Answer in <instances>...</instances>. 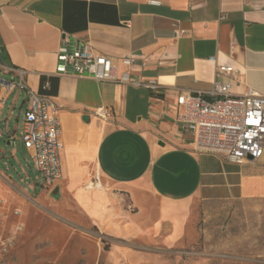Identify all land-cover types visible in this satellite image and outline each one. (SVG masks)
Returning a JSON list of instances; mask_svg holds the SVG:
<instances>
[{"label":"crops","instance_id":"0c3cea01","mask_svg":"<svg viewBox=\"0 0 264 264\" xmlns=\"http://www.w3.org/2000/svg\"><path fill=\"white\" fill-rule=\"evenodd\" d=\"M175 31L185 34L175 38ZM70 39L112 58L119 71L131 57L130 75L156 88L56 75ZM219 65L237 74L219 78ZM3 68L13 78L23 71L29 91L60 107L66 189L78 191L77 204L100 236L125 243L111 244L105 264H121L116 254L134 258L135 241L181 242L198 206L241 201L264 222V150L242 165L197 154L176 121L177 96L215 81L229 82L232 94L264 96V0H0ZM13 92L12 107L20 92L26 97ZM13 92L0 89V99ZM3 136L15 142L9 123Z\"/></svg>","mask_w":264,"mask_h":264},{"label":"rangeland","instance_id":"374dc122","mask_svg":"<svg viewBox=\"0 0 264 264\" xmlns=\"http://www.w3.org/2000/svg\"><path fill=\"white\" fill-rule=\"evenodd\" d=\"M0 77L10 80L2 71ZM14 93L0 116V130L4 131L8 118L9 135L15 138L14 148L6 144L5 136L0 138V242L6 243L5 249L0 244V264H105L111 244L125 243L100 236L77 204L78 195L73 193L78 191L66 189L63 178L45 185L26 158L27 151L17 129L22 123V101L26 97L20 92L12 107ZM56 188L59 190L53 196ZM88 195L91 196L84 193L83 197ZM197 212L194 228L181 242L168 247L147 240L135 241L129 248L139 253L132 259L116 254V261L119 259L121 264H264V222L260 223L251 209L247 212L241 201L198 206Z\"/></svg>","mask_w":264,"mask_h":264},{"label":"built area","instance_id":"2783aa9c","mask_svg":"<svg viewBox=\"0 0 264 264\" xmlns=\"http://www.w3.org/2000/svg\"><path fill=\"white\" fill-rule=\"evenodd\" d=\"M155 3V2H153ZM184 31H175L174 37L184 35ZM211 60H213L211 58ZM133 64L131 57L120 60L121 71L115 61L107 56L96 54L86 48L69 47L65 43L59 50V64L56 75H74L91 78L98 82H115L133 87L155 89L151 83H145L130 75ZM219 78H234L237 71L227 65L216 68ZM11 70L3 68V75ZM20 71L17 80L0 77V89L5 95L13 91H26L20 140L27 151L32 166L41 175L45 185H52L62 179L61 119L60 107L54 100L42 94L31 92L23 80ZM45 89L49 88L46 83ZM5 98L0 99V112ZM176 106L178 127L190 134L197 154H220L233 164L242 165L247 161H257L264 150V96L248 89L244 94L230 92L229 82L215 81L208 90L180 93ZM8 130L5 120L4 131ZM11 140H9L10 143ZM17 215V212H15ZM3 249L6 243L0 242Z\"/></svg>","mask_w":264,"mask_h":264},{"label":"water","instance_id":"95a60500","mask_svg":"<svg viewBox=\"0 0 264 264\" xmlns=\"http://www.w3.org/2000/svg\"><path fill=\"white\" fill-rule=\"evenodd\" d=\"M74 44H75L74 41L70 39V40H69V45H68V46H69V47H74ZM8 144L14 146V141L11 140L10 143L7 142V145H8ZM57 192H58V188H56V189L53 191L52 195H53V196H56Z\"/></svg>","mask_w":264,"mask_h":264}]
</instances>
